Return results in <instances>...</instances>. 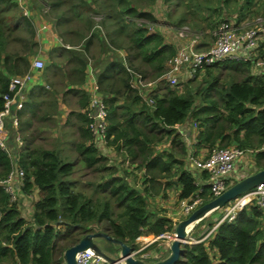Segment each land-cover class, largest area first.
<instances>
[{"label":"trees","instance_id":"trees-1","mask_svg":"<svg viewBox=\"0 0 264 264\" xmlns=\"http://www.w3.org/2000/svg\"><path fill=\"white\" fill-rule=\"evenodd\" d=\"M159 1L31 0L34 14L43 10L42 18L51 23L62 44L48 51L42 67L50 90L39 96L38 104L26 107L35 113L36 121L48 125L54 121L59 92L75 87L71 90L79 108L70 116L76 118L77 137L71 141L76 156L63 155L56 144L45 146L33 131L18 134L9 130L6 148L0 146V179L20 168L21 192L29 195L36 189L38 198L27 219L0 186V264H65L63 250L100 228V223L105 233L132 250L143 229L155 236L172 231L170 217L149 210V198L165 197L169 188H178L179 200L198 194L204 203L212 197L208 184H198L185 162L192 154L177 126L188 119L197 127L194 148L205 147L209 153L217 146L235 145L252 150L255 166L264 168V74L253 72L250 60L203 66L181 80V91L168 86L152 88L147 96L141 91L140 82L165 83L158 80L177 51L157 29L164 25L154 11ZM164 1L170 8L166 9L168 18L181 10L172 22L165 19L176 28L184 25L188 12L197 13L204 7L220 14V22H229L220 13L229 0H217L215 7L204 0ZM252 1L243 2L241 16L242 11L254 10ZM182 3L188 11L179 6ZM232 16L234 24H240L239 15ZM35 25L33 15L20 11L16 0H0V111L3 95L14 94L8 88L10 78L32 70V59L39 52ZM203 41L198 38L195 48L206 45ZM258 53L264 55V42ZM90 66L97 94L106 107L105 145L121 156L113 163L98 149L89 129L90 97L82 85ZM52 70L58 72L48 77ZM18 123L22 125L17 117ZM165 141L169 149L158 151L156 146ZM126 160L142 171L138 185L130 180L133 171L122 165ZM78 162L97 174L95 180L85 182L89 192L76 185ZM201 176L206 182L205 170ZM229 178L228 185L232 183ZM205 217L190 232L199 241L181 243L180 256L173 264H264L263 222L256 205L241 207L233 219L218 222L202 238L215 225ZM200 225L203 228L198 230Z\"/></svg>","mask_w":264,"mask_h":264},{"label":"built area","instance_id":"built-area-1","mask_svg":"<svg viewBox=\"0 0 264 264\" xmlns=\"http://www.w3.org/2000/svg\"><path fill=\"white\" fill-rule=\"evenodd\" d=\"M264 18L258 19L251 26L245 27L243 24H234L226 21H221L218 31L214 33V41L203 48H195L196 38L185 40L183 44L177 47L176 53L167 62V71L161 76L158 81H165L170 86L178 83V79H185L192 77L203 66L219 63L223 61H247L252 62L251 68L256 74H264V55L258 53L260 43L264 42ZM44 65L42 59L35 56L31 62L32 69H40ZM31 79V71L22 75H17L10 78L8 88L14 90L13 96L7 94L3 95L4 107L0 111V146L6 148L7 146V128L6 118H10L13 124L17 125V117L13 114L12 106L15 99L21 95L22 87ZM155 84V82H140V86ZM151 102V100H149ZM16 108H21L22 104L17 102ZM13 114V115H11ZM87 115L90 118L89 129L95 136L98 144H106V107L101 101L96 91H94L89 98V105L87 108ZM17 144H21V140L17 137ZM248 150H243L235 145L217 146L214 147L206 156L196 159L193 156L189 157L190 163L198 170H205L207 172L206 183L209 186L211 198L220 194L228 186V178L230 173L235 168L236 161ZM16 168V167H15ZM13 168L9 174L0 179V186L10 196V200L14 198L13 181L19 177L22 182L23 171L20 168ZM230 179V178H229ZM230 183L233 180L230 179ZM22 185V184H21ZM20 189V187H19ZM201 191V188H198ZM245 196H249V200L253 202L261 210L263 232H264V181L251 188ZM241 195L235 199L230 200L224 206L220 207L222 215H219L206 234V237L211 233L218 222L234 218L235 213L243 207V196ZM12 201V200H11ZM202 204V197L198 194L189 199H180V208L185 214H189L193 209ZM219 209V208H218ZM190 232V231H189ZM174 234V227L172 231H166L157 237H168L172 240ZM189 234V233H188ZM186 235V242H197L198 239ZM201 238V239H202ZM200 239V240H201ZM143 248H136L132 250L131 255L143 259L147 256L142 252ZM77 264H114L109 263L104 257L99 255L93 248L87 247L76 253Z\"/></svg>","mask_w":264,"mask_h":264},{"label":"crops","instance_id":"crops-1","mask_svg":"<svg viewBox=\"0 0 264 264\" xmlns=\"http://www.w3.org/2000/svg\"><path fill=\"white\" fill-rule=\"evenodd\" d=\"M29 13L33 14L35 13V11H32V12L30 11ZM35 24H36L35 26L37 29L38 41H39V52H38L37 57L42 59L45 64L46 60L48 59V51L51 48L58 47L62 43L57 33L53 30L51 23L45 22L43 21V19L38 18V19H35ZM157 29L164 35L162 26L157 27ZM170 35L172 36L173 34H170ZM165 39H166V36H165ZM166 41L171 42L167 39ZM42 70H43L42 68L31 70V79L28 80V82L22 87L21 95H19V97L15 99L13 103L14 105L12 106L13 114L16 113L18 119L22 122V125L19 126V123H18L15 126L10 118H6L5 121H6L7 134L9 130H14L15 132H18V134L21 133V131L26 132V133L28 131H33V133L37 135L38 140H40L39 142H42V143L44 141V137L47 136L48 134V136L51 137L53 141V144H52L53 147L56 144L58 145L59 148L61 149L65 148L67 150L66 148V146H68L67 144L71 141H75L77 137V131H76V125H75L76 118L70 116L71 111H76L79 108L78 102H77V95L74 93V91L71 90V88H75V87L69 86L70 91H65L68 88H64L61 92H59L56 100L54 101L55 104H57V111H56V114L54 115V121L48 122V125H42L41 123L36 121L35 113L29 111V109L26 107L27 104H38L39 96H41L45 91L50 90V87L47 83V79L44 76H42ZM57 72L58 71L56 70L50 71L48 74V77H52L53 75L55 76ZM87 73L88 74L85 79V82L82 85V88L88 92L89 97H90L94 91V86H95V76H94L93 69L91 68V66L90 68H88ZM43 96H45V94ZM17 102L24 104L23 109L19 110L16 108L15 104ZM178 131L181 133L182 138L185 140L189 148V151L193 150L192 153H194V155L195 154L201 155L202 151H207L204 154V155H207L208 150L205 147H201V146L199 148L193 147V141H194V136L197 133V127L193 125L190 119L186 120L184 123L177 126V132ZM169 147H170V144L168 143V141H165V142L159 143L156 146V149L158 151L168 150ZM105 148L107 149V151H110V154H112V152L113 154L116 153L111 147H107V146L104 147L103 145L102 147H100V149H105ZM188 163H189V167L194 171V174H196L197 183L198 184L206 183L204 182L201 176V170L194 168L190 162ZM254 167H255L254 152L252 150H248L236 161L235 168L230 173V179L238 180L241 177H244L245 175H247L250 171L252 172ZM175 193L178 194V188H176ZM27 196L28 197L30 196V197L26 201L28 202L26 206L25 207L21 206V203H23V201H21V202H18V207H19L21 214L25 218L30 219L31 213L33 211L34 201L38 198V192L36 189H34L33 192ZM249 199H250L249 196H245V195L243 196V203H242L243 206H249L253 204V202L250 201ZM216 211L217 209L209 212L207 215L214 214ZM156 215H162V214L156 212ZM217 216L219 217V215ZM194 226L190 229V232L193 230ZM60 229L61 231L64 230L63 227H60ZM95 230H99V228ZM144 230L145 229H143V233L139 235L138 237H136L135 239L137 249L146 248L143 251V253H146L147 256L143 258L142 260H147L149 262H152V261L160 260L166 257L170 252L169 246H170L171 240L168 239L166 241V240L161 239L159 241L161 237H157L153 235L152 233H149ZM156 241L158 242L159 247L151 246V244ZM160 242H162V245L160 244ZM158 248H161V250ZM157 249L159 251H157Z\"/></svg>","mask_w":264,"mask_h":264},{"label":"rangeland","instance_id":"rangeland-1","mask_svg":"<svg viewBox=\"0 0 264 264\" xmlns=\"http://www.w3.org/2000/svg\"><path fill=\"white\" fill-rule=\"evenodd\" d=\"M18 2L19 5V9L20 11H28L26 12L27 14H29L30 16L33 15L34 19H43L42 18V11L36 12V15L30 14L29 12L33 11L34 9H32V5H31V0H16ZM174 1H178V0H174ZM183 1V0H182ZM181 1V2H182ZM167 2L168 1H164V0H160L157 7L155 8V14L158 18L159 24L164 23V25H162L163 27V33L166 36V39L174 42V44L176 45V47L180 46L181 44H183L185 42V40H188L190 38H203V42L204 44H211L214 41V33L216 31H218V28L220 27L221 23L220 22V14H215L213 12V8L210 7L209 9L205 8L201 11H198L197 13L195 12H188V17H187V21L184 23V25H182V27H177L176 26H172L168 23H165V19L169 20L170 22L173 21V17L178 15V12H175L174 14H172V16L170 18H168V12L166 9H170L167 7ZM205 4H210L211 6L215 7L217 6V0H204L203 1ZM243 2H245V0H229L226 4V10H221L220 13L222 12V16H223V20H229V23H234L235 20L233 18V14L239 15V19L238 22L243 24L245 27H249L252 25V23L256 22L258 19L264 18V0H253L252 2L254 3V10L252 7V12L250 13L249 11H242V16H241V12L240 9L242 7ZM184 3V2H183ZM181 6V8H184L185 10H187L186 6ZM185 4V3H184ZM205 6V5H203ZM188 11V10H187ZM239 13V14H238ZM179 18V17H178ZM178 18L175 20V22L178 20ZM227 18V19H226ZM43 21H45L43 19ZM222 21V20H221ZM46 22V21H45ZM264 22V19H263ZM253 23V24H254ZM158 25V24H157ZM170 34H173L172 36ZM207 45H204V47H206ZM202 75L199 76V78H201ZM181 78L178 79V83L170 86L168 83H164V82H158L156 86L153 85V83L149 84V85H144L143 88H141V91L143 92V94L145 96H147V93H150L152 91V88L154 89L155 87H165L168 86L169 88H177V90L181 91L183 89V84L181 83ZM198 80V76L197 79L195 81ZM40 141V140H38ZM43 144L47 147H52L53 141L51 139V137L45 136L44 137V141ZM68 146H66L67 150L64 148H62V153L63 155H68L70 158L71 157H75L76 153L74 151V147L73 144H71V142H69L67 144ZM102 145L105 147L106 145H104V143H101L98 145V149H100V147H102ZM104 151V153L106 155H108L109 159H112V161H109L111 163L116 162L118 160H121V156L117 155L116 153L110 154V151H107V149H102ZM192 151H190V153L192 154L193 158L199 159L204 157L205 153L207 151H202L201 155L199 154H195L192 153ZM189 157H187V162H190ZM122 165L126 168H129L131 171H133V177L130 178L134 180V182H136V185H138V183L140 182L141 178H142V171L141 170H137L133 167H131L130 163L128 160L124 161V163H122ZM17 169V168H15ZM75 170L76 173L74 174V179L76 180V185L78 187V189L84 190V191H90V189H88L85 184V182H87L88 180H95L96 177V173L91 172L90 170L84 168L83 164L78 162L76 163L75 166ZM130 171V172H131ZM173 180V179H172ZM23 181V180H22ZM236 181V180H235ZM17 187L14 188V198L11 199L12 201L17 202H21L23 201V203H21V206L25 207L26 204L28 202H26L28 200L27 195L23 194L21 192V190L19 189V187L21 186L22 182L21 179L19 177H17L14 181L12 185H16ZM167 195L165 197L163 196H157V197H152L148 200V207L149 210H151L152 212H157V213H161L164 214L168 217L171 218L172 220V224L173 227H175V225L177 224V222L181 219H183L184 217L187 216V214H185L181 208H180V200L176 197V189L175 188H169L167 189ZM172 194V195H171ZM176 194V195H175ZM31 199V198H30ZM217 215H222V210L220 211V208L217 209V211L214 214L211 215H207L205 218L207 220H212L214 221L218 216ZM214 216V218H213ZM100 228L99 230L103 231L104 228V223H100ZM201 228H203V225H200L197 229L200 230ZM200 232V231H198ZM189 235V234H188ZM168 240L170 238L168 237H161L159 239L160 240ZM97 245L100 247L101 250H103L105 253L109 254L111 257L116 258L117 257V253L119 252V246L116 243H112L111 241L105 239V238H100L97 237L94 240ZM167 243V242H166ZM160 244L162 245V242H160ZM151 246H155V247H159L158 246V242H154L151 244ZM161 250V248H158ZM157 249V251H159ZM144 251V249L142 250V252ZM144 262H149L147 260H143Z\"/></svg>","mask_w":264,"mask_h":264},{"label":"water","instance_id":"water-1","mask_svg":"<svg viewBox=\"0 0 264 264\" xmlns=\"http://www.w3.org/2000/svg\"><path fill=\"white\" fill-rule=\"evenodd\" d=\"M179 132V131H178ZM264 181V168L257 169L255 166L253 171L249 172L244 177L236 180L235 182L229 184L220 194L205 201L195 209H193L186 217L179 220L174 227V234L172 235V240L169 246V254L156 261L149 263L144 262L142 259L133 257L131 255L132 248L122 242L119 239L111 237L104 231L95 230L88 232L83 235L79 240L70 245L63 250V258L65 264H77L76 253L84 248L91 247L99 255L104 257L109 263L114 264H173L180 256V244L186 242V235L189 233L190 229L203 217H205L209 212L218 209L228 203L230 200L235 199L246 192H248L255 185ZM191 225V226H190ZM190 226L188 230L186 228ZM101 237L105 238L112 243H116L119 246V252L117 257L113 258L109 254L105 253L99 248L97 243L94 241L95 238Z\"/></svg>","mask_w":264,"mask_h":264},{"label":"bare ground","instance_id":"bare-ground-1","mask_svg":"<svg viewBox=\"0 0 264 264\" xmlns=\"http://www.w3.org/2000/svg\"><path fill=\"white\" fill-rule=\"evenodd\" d=\"M191 226V225H190ZM190 226H188L187 228H186V230H188L189 228H190Z\"/></svg>","mask_w":264,"mask_h":264}]
</instances>
